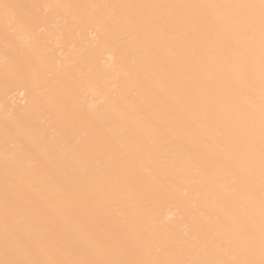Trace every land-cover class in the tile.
<instances>
[{"label":"bare ground","instance_id":"1","mask_svg":"<svg viewBox=\"0 0 264 264\" xmlns=\"http://www.w3.org/2000/svg\"><path fill=\"white\" fill-rule=\"evenodd\" d=\"M0 264H264V0H0Z\"/></svg>","mask_w":264,"mask_h":264}]
</instances>
